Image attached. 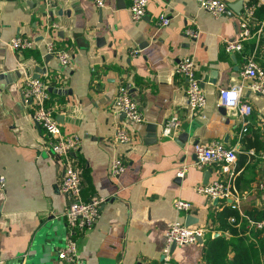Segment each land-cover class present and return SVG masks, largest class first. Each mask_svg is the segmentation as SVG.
<instances>
[{"label":"crops","instance_id":"0c3cea01","mask_svg":"<svg viewBox=\"0 0 264 264\" xmlns=\"http://www.w3.org/2000/svg\"><path fill=\"white\" fill-rule=\"evenodd\" d=\"M130 2L106 0L97 8L92 0H52L50 5L0 0V174L5 178L0 258L5 264H60L57 254L66 236L69 195L59 188L64 169L21 96L25 79L38 70L48 86V104L62 116V130L81 137V195L104 197L94 227L78 240L83 264H206L207 237L233 235L219 219V212L231 207L230 199L215 202L195 190L205 172L208 182L223 179L229 184L237 205L232 208L243 219L264 214V161L255 155L264 140V95L251 91L240 74L249 52L264 67V26L242 52L228 53L222 42L237 35L238 0H225L228 10L218 18L196 0H147L139 20L131 16ZM161 12L170 20L158 26ZM186 26H197L198 35L185 34ZM17 33L34 38L36 45L13 50L7 40ZM48 40L70 50L69 64H60L52 53L45 59ZM184 56L195 59L202 79L206 104L199 113L187 109L185 81L174 72ZM239 83L242 98L253 106L245 131L236 109L217 103L220 88ZM121 85L136 99L142 122L129 121L113 109ZM173 114L181 123L172 136H164L162 124ZM118 126L130 133L127 142L114 141ZM210 139L237 149L231 173L218 163L194 164L195 142ZM114 157L126 164L115 178L109 175ZM182 164L187 168L180 177L176 170ZM175 198L190 202V208L178 212ZM187 214L194 218L190 225L208 230L201 241L175 245L166 261L161 258L165 232L174 220L185 223ZM258 254L264 264L261 248ZM232 255L228 250L227 256Z\"/></svg>","mask_w":264,"mask_h":264},{"label":"built area","instance_id":"2783aa9c","mask_svg":"<svg viewBox=\"0 0 264 264\" xmlns=\"http://www.w3.org/2000/svg\"><path fill=\"white\" fill-rule=\"evenodd\" d=\"M50 5L52 0H43ZM97 8H102L106 0H92ZM198 5L207 10L212 17L218 18L226 12L225 0H196ZM147 0H131L129 10L134 20H139L146 13ZM264 7V0H245L237 23V35L234 38H225L222 42L223 50L230 52H242L247 40L261 35L264 26V14L258 15V9ZM170 18L163 12L158 16L157 25L163 26L169 23ZM185 34L196 37L199 33L197 26H186ZM7 45L13 50H24L36 45V40L26 34L17 33L7 40ZM46 52L52 53L62 65L69 64L71 60L70 50L57 47L53 40L44 44ZM138 52L133 49L132 53ZM244 63L240 69L242 78L248 79L249 89L255 93L264 95V67L257 61L253 52L244 55ZM174 72L185 81V95L187 109L191 113L202 112L206 104V95L201 84L202 79L197 75L196 62L192 56H184L174 65ZM243 84H233L218 90V105L234 108L243 118L242 131L247 129L248 116L253 106L242 98ZM234 94V95H232ZM21 96L31 107V118L44 131L50 151L61 161L63 174L59 183L62 192L69 195L64 218L66 222V236L64 244L58 251L60 264H83L79 254V238L91 230L101 211L104 197L98 194L81 195L83 179L78 165L77 153L81 145V137L76 133H66L61 128V123L56 117L54 109L48 104L49 90L47 83L39 77H28L21 88ZM113 109L124 113V117L132 122H142L143 115L136 99L131 95L126 85L118 87L112 100ZM181 118L177 114L171 115L162 124V135L172 136L173 131L180 125ZM130 133L124 127H116L114 130L115 142H127ZM194 152L197 167L206 164L218 163L225 172H232L231 166L237 158V149L228 146L219 139L197 141L194 144ZM264 161V140L262 147L255 154ZM125 162L120 157H114L109 165V175L117 177L124 169ZM187 165L182 164L176 170V175L183 176ZM5 187V178L0 174V191ZM195 190L208 198L230 199L231 207H236L232 201V190L223 179H215L206 183H199ZM175 210L183 211L190 208V202L175 198L173 200ZM233 221L234 217L231 216ZM208 228L203 225H186L183 221L174 220L165 232V241L162 248L163 259L169 260L171 245L193 244L198 237L203 236ZM247 230H256L259 237L264 239V214L252 219L247 217ZM0 264H5L0 258Z\"/></svg>","mask_w":264,"mask_h":264},{"label":"trees","instance_id":"16d2710c","mask_svg":"<svg viewBox=\"0 0 264 264\" xmlns=\"http://www.w3.org/2000/svg\"><path fill=\"white\" fill-rule=\"evenodd\" d=\"M262 13H264V7L258 9V15L261 16ZM219 213L221 214L219 219L224 220V223L220 225L228 229L233 236L226 239L223 236L211 238L209 235L205 242V263L260 264L258 248L264 252V239L258 236L256 230H247V220L243 219L234 208L224 207ZM230 216L234 217L233 221L228 220ZM228 250H233L231 257L227 256Z\"/></svg>","mask_w":264,"mask_h":264},{"label":"water","instance_id":"95a60500","mask_svg":"<svg viewBox=\"0 0 264 264\" xmlns=\"http://www.w3.org/2000/svg\"><path fill=\"white\" fill-rule=\"evenodd\" d=\"M236 5H239L240 8L242 9V6H243V0H238V2H237ZM228 6H232V5L229 4ZM232 7H233L234 10H237V8H236L235 6H232ZM241 9H240V10H241ZM227 10H228V8H227ZM240 10H238V11H240ZM51 56H52L51 53H47V54L45 55V59L47 60V59L50 58ZM39 72H40V71L38 70L37 74H35L34 77H38V75H39L38 73H39ZM201 84H202V82H201ZM119 114H121V115L124 116V113H123V112H120ZM56 117H57V119L60 121V118H61L62 116H61L60 114H57ZM59 117H60V118H59ZM206 182H208V172H205V173H204L203 183H206ZM214 201L217 202V201H218V198H214ZM193 220H194L193 216H191L190 214H187L186 217H185V224H186V225H190V224L193 222ZM198 240L201 241L202 238H201V237H198ZM175 245H176V244H174V243L171 245V248H170L171 251L173 250V248L175 247ZM161 258H163V256H162Z\"/></svg>","mask_w":264,"mask_h":264},{"label":"clouds","instance_id":"9594fccd","mask_svg":"<svg viewBox=\"0 0 264 264\" xmlns=\"http://www.w3.org/2000/svg\"><path fill=\"white\" fill-rule=\"evenodd\" d=\"M232 95H234V94H232Z\"/></svg>","mask_w":264,"mask_h":264}]
</instances>
